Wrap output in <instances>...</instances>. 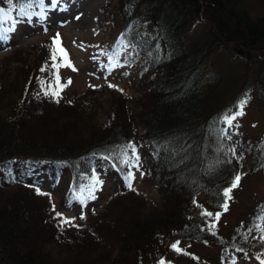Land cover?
<instances>
[{"label":"trees","instance_id":"16d2710c","mask_svg":"<svg viewBox=\"0 0 264 264\" xmlns=\"http://www.w3.org/2000/svg\"><path fill=\"white\" fill-rule=\"evenodd\" d=\"M114 1L107 0L103 10ZM33 4L44 5L0 0V15ZM116 4L123 43L111 51L135 47L144 88L138 97L114 94L105 124H96L97 113L79 115L81 107L89 109L86 99L61 95L57 103L45 95L36 61L17 60L13 81L0 84V264L264 263V197L243 217L227 220L245 178L264 175V132L247 142L235 120L224 121L253 93L264 107V13L242 0ZM257 4L264 6V0ZM4 33L0 28V40ZM13 55L0 64L6 71ZM132 161L156 180L159 208L148 209L127 186ZM96 170L122 181L111 207L89 223H75L80 227H60L53 204L56 212L71 208ZM237 174L240 186L224 211L223 192ZM62 181L70 186L59 207L52 194ZM206 212L220 213L219 220ZM176 243L182 251L172 247ZM48 244L74 254L57 258ZM193 245H212L217 252L201 256L190 250Z\"/></svg>","mask_w":264,"mask_h":264},{"label":"rangeland","instance_id":"374dc122","mask_svg":"<svg viewBox=\"0 0 264 264\" xmlns=\"http://www.w3.org/2000/svg\"><path fill=\"white\" fill-rule=\"evenodd\" d=\"M42 2L43 7L33 4L29 9L18 8L10 15L5 12L0 15V28L5 31L4 37L0 40V64L9 55L14 54L16 60H12V66H9V69L11 67L12 69L9 71L0 65V84L13 81L17 60H28L40 64L39 74L43 82L41 86L54 85L55 69L52 67L51 54L53 38L59 34L63 47L67 49L72 63L78 69V71L68 67L59 69L61 83H66L69 78L72 80V84L67 86L61 95L79 98L77 99L79 103L86 99V106L89 109L84 111L85 108L81 107L79 115L85 117L86 113H97L96 124H105L111 111L114 94L126 93L138 97L144 88L142 84L144 65L135 52V47L127 45L118 52L111 51L114 45L123 43L121 26L124 22L114 16L117 0L107 11L103 10L107 0H42ZM242 4L253 7L257 13H264V6L258 5L257 0H242ZM146 28L148 31H153L151 25H147ZM21 63L22 61L19 65ZM233 71L236 72L237 69ZM3 74L7 76L3 77ZM109 84L117 87L110 88ZM90 85L98 87H90ZM92 91L94 94L91 93ZM13 93L15 94L14 90ZM7 96L10 98L9 95ZM11 96L12 99L15 98ZM261 104L259 94L253 93L245 105L244 114L234 121L236 132L247 142L259 140L264 132V107ZM249 160L250 158L245 162L246 167L249 165ZM127 172L128 175L132 173L134 176L132 190L135 195L146 202L148 209L159 208L162 197L156 180L144 174L139 164L134 161L128 164ZM118 179L117 182L112 181L96 170L88 177V187L84 191L86 194L81 193L79 200H75L71 208L63 207L60 213L64 217L75 218V223H89L93 215L106 207H111V201L117 197L122 187L120 177ZM67 182L62 181L63 185L52 194V200L59 207L61 195L65 196L70 186ZM237 191V202L227 216V220L232 222L243 217L246 211L262 201L264 175L257 173L247 176ZM203 198L204 194H201L200 200ZM81 216L86 218L81 219ZM47 250L60 259H67L70 254H74L65 247H58L55 244H48ZM190 250L201 256L217 252L212 245H193ZM182 263L193 264L187 261ZM239 264L264 263L253 258L250 261H240Z\"/></svg>","mask_w":264,"mask_h":264},{"label":"snow or ice","instance_id":"6c2138e0","mask_svg":"<svg viewBox=\"0 0 264 264\" xmlns=\"http://www.w3.org/2000/svg\"><path fill=\"white\" fill-rule=\"evenodd\" d=\"M51 60H52V67L55 69V71L53 73L55 84L54 85L48 84L45 87L44 94L47 96H52L53 98L56 99V102L59 103L61 93L64 91V89L67 86L72 84L71 78H69L66 81V83H61V77L59 75V69L61 67H68V68H71L73 71H78V69L72 63L69 52L67 51L66 48L63 47L62 40H61L59 34H57V36L53 38ZM43 70L44 69H42V71ZM42 84H43V82H42ZM108 86L110 88H116L117 87L116 85H113V84H109ZM90 87H98V86L90 85ZM248 99H249L248 97H245L244 99H242L239 102L238 110L234 114H232L231 116H225V118H224L225 123H227L228 125H232L233 121L236 120L237 117L242 116L244 114V108L248 102ZM126 148H130V149H132L133 152H135V145L134 144H129L126 146ZM230 151L234 152V150H230ZM135 159H138V157H135ZM133 179H134L133 174L129 173V175L127 177V180H128L127 186L130 189H132V180ZM241 179H242V176L240 174L235 175L231 185L224 190L223 196L225 198V203L222 205L224 211L228 210L227 201L232 198V196H231L232 191L240 186ZM97 183H101V182L97 181ZM37 193L41 194V195H45L44 193H40L39 189H37ZM52 208H53V211L55 212L56 218H58L60 221V224H59L60 227H65V226L80 227V225L75 224V218L64 217L62 213L56 212L54 204H53ZM204 214L207 216H214L215 220H219V217H220V213L213 214L211 212H206ZM80 218L85 219L86 217L81 216ZM210 227L215 228L216 225L212 224V225H210ZM261 239H264V236H262ZM172 247L178 252L182 251V249L180 247H178V243L173 244ZM161 264H164V262L161 261Z\"/></svg>","mask_w":264,"mask_h":264}]
</instances>
